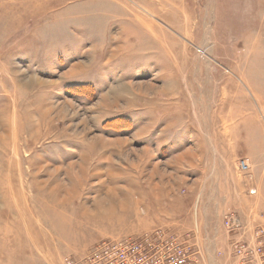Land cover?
Instances as JSON below:
<instances>
[{
	"label": "rangeland",
	"instance_id": "obj_1",
	"mask_svg": "<svg viewBox=\"0 0 264 264\" xmlns=\"http://www.w3.org/2000/svg\"><path fill=\"white\" fill-rule=\"evenodd\" d=\"M231 213L264 227V0H0V264H234Z\"/></svg>",
	"mask_w": 264,
	"mask_h": 264
},
{
	"label": "built area",
	"instance_id": "obj_2",
	"mask_svg": "<svg viewBox=\"0 0 264 264\" xmlns=\"http://www.w3.org/2000/svg\"><path fill=\"white\" fill-rule=\"evenodd\" d=\"M241 171L248 170V163H238ZM255 190H250L253 194ZM227 233H234L230 241L234 264H264V227L256 224L248 230L238 214L223 217ZM216 259V258H215ZM68 264H200L190 245L169 238L161 231H154L141 238L103 240L80 258L70 259ZM205 264V263H204ZM208 264H219L217 260Z\"/></svg>",
	"mask_w": 264,
	"mask_h": 264
},
{
	"label": "bare ground",
	"instance_id": "obj_3",
	"mask_svg": "<svg viewBox=\"0 0 264 264\" xmlns=\"http://www.w3.org/2000/svg\"><path fill=\"white\" fill-rule=\"evenodd\" d=\"M32 4V3H31ZM37 5V4H36Z\"/></svg>",
	"mask_w": 264,
	"mask_h": 264
}]
</instances>
